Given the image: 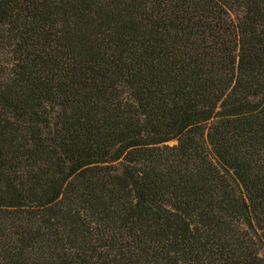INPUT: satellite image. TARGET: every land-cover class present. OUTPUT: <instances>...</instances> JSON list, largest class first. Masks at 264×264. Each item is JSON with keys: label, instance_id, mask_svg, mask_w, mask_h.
I'll return each mask as SVG.
<instances>
[{"label": "trees", "instance_id": "1", "mask_svg": "<svg viewBox=\"0 0 264 264\" xmlns=\"http://www.w3.org/2000/svg\"><path fill=\"white\" fill-rule=\"evenodd\" d=\"M0 264H264V0H0Z\"/></svg>", "mask_w": 264, "mask_h": 264}]
</instances>
